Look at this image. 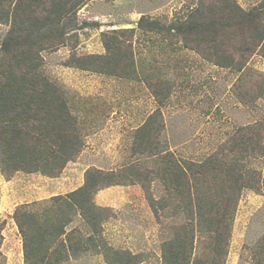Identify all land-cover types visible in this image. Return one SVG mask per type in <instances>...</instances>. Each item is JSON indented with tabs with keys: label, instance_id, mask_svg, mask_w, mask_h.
Wrapping results in <instances>:
<instances>
[{
	"label": "trees",
	"instance_id": "trees-1",
	"mask_svg": "<svg viewBox=\"0 0 264 264\" xmlns=\"http://www.w3.org/2000/svg\"><path fill=\"white\" fill-rule=\"evenodd\" d=\"M86 1L0 0V22H11L0 49V156L6 173L26 170L58 176L83 147L81 139H70L76 128L71 125L72 112L65 101L58 100V88L43 73L39 55L58 48L70 31L100 24L80 23L78 11ZM137 27L175 36L183 47L237 72L248 73L250 57L256 50L264 53V2L245 9L236 0H203L185 17L170 23L142 15ZM132 30L106 34V53L74 55L73 65L102 74L133 76L137 63L131 38H119ZM147 81L159 105L165 104L170 80L151 81L148 75ZM259 91L264 94V89ZM158 115L152 113L137 128L133 145L140 154L150 156L154 165L142 169L132 163L117 170L91 167L78 188L15 210L25 264H62L86 254H102L109 264L143 261L142 254L104 241L103 226L113 212L94 199L103 188L135 183L145 188L158 217L162 209L167 210L164 216L181 218L166 226L162 264L226 263L243 192H264L261 172L243 161L245 155H257L260 148L264 151L263 134L255 125L243 126L212 153L182 161L161 141L164 124ZM156 180L166 188L160 199L149 189Z\"/></svg>",
	"mask_w": 264,
	"mask_h": 264
},
{
	"label": "rangeland",
	"instance_id": "rangeland-1",
	"mask_svg": "<svg viewBox=\"0 0 264 264\" xmlns=\"http://www.w3.org/2000/svg\"><path fill=\"white\" fill-rule=\"evenodd\" d=\"M202 1L87 0L78 11L80 23L100 24L70 31L58 48L40 53L43 73L58 88V100L65 101L72 112L74 121L70 122L76 128L71 130L70 139H81L83 147L54 177L41 171L6 173L0 156V264H25L23 236L14 217L21 205L78 188L84 183L85 171L91 167L117 170L132 163L142 169L154 165L150 156L133 147L137 128L154 112L159 113L158 119L164 124L161 141L182 161L212 153L247 125L259 128L264 146V94L259 95V90L264 89L263 52L256 50L250 57L248 73L237 72L183 47L182 40L175 36L137 27L142 15L170 23L185 17ZM236 1L245 9L264 2ZM10 24L0 22V49ZM122 28H134L119 38H131L136 74L120 77L73 65L74 55L106 53L105 35ZM148 75L151 81L170 80L171 92L165 104L159 105L147 81ZM243 161H249L264 178L261 148L257 155H245ZM164 187L156 180L149 189L160 199L166 194ZM94 199L113 212L103 226L105 242L132 254H142L143 261L138 264H162L161 244L166 226L178 223L180 217L164 216L167 210L162 209L158 217L140 183L103 188ZM62 264L109 263L102 254H86ZM225 264H264V192L250 189L243 192Z\"/></svg>",
	"mask_w": 264,
	"mask_h": 264
}]
</instances>
